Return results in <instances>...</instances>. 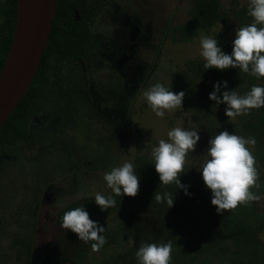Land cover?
Segmentation results:
<instances>
[{"label":"rangeland","instance_id":"obj_1","mask_svg":"<svg viewBox=\"0 0 264 264\" xmlns=\"http://www.w3.org/2000/svg\"><path fill=\"white\" fill-rule=\"evenodd\" d=\"M189 1L67 0L72 17L86 19L93 36L86 54L67 69L68 85L79 99L77 116L62 127V112L47 104L36 119L39 128L34 129L38 138L45 137L35 143L18 140L1 150L0 264H38L45 247L55 240L56 214L61 208L112 191L103 178L112 168L134 164L138 156L154 161L152 149L160 139L168 140L172 128L199 129L191 113L182 108L166 111L163 118L156 116L143 97L156 83L169 88L177 82L176 72L187 59L203 58L200 38L211 33L199 31L185 39L176 31L192 18ZM230 1L222 0L225 7ZM221 122L216 134L228 126ZM200 157L191 163L195 176L190 182L212 196L199 171L210 157L206 151ZM138 203L137 197L133 205L138 208ZM263 204L264 200L254 202L256 208ZM100 223L108 229L119 228V214L111 212ZM258 236L261 261L256 264H264V224ZM209 240L214 237L210 235ZM132 243L119 235L99 252L90 247L67 264H103ZM237 247V242H229L231 250ZM210 253L208 248L202 250L198 264H239L228 254Z\"/></svg>","mask_w":264,"mask_h":264},{"label":"trees","instance_id":"obj_2","mask_svg":"<svg viewBox=\"0 0 264 264\" xmlns=\"http://www.w3.org/2000/svg\"><path fill=\"white\" fill-rule=\"evenodd\" d=\"M189 2L192 18L178 26L176 31L185 39H191L199 31L211 33V38L217 39L222 51L228 54L232 52L236 28L253 22V18L248 15L249 0L244 3L232 0L228 7L224 6L222 0ZM55 5L51 32L38 71L28 91L0 129V151L3 147L13 146L18 140L35 143L45 137L40 134L38 138L34 129L39 128L36 119L47 104L62 112V127L73 123L77 116L79 99L77 92L68 85L67 69L84 55L90 40V29L84 19L72 18L67 0H55ZM16 7L17 0H0V69L11 43ZM219 25L222 29L216 30ZM232 25L234 30L229 35ZM205 63L200 57L187 59L184 67L176 72L177 82L169 87V90L177 93L185 92L181 108L191 113V118L200 125V140L195 151L187 154L185 173L180 176L181 183L188 186L191 195H185L182 189H176L175 184L162 185L155 170V161L138 156L133 165L140 177L139 194L135 197L114 196L116 206L105 211H101L95 203V196L68 203L56 214L55 222L59 230L55 240L43 250L38 264H67L70 259L81 257L91 247V241L84 243L70 229L61 227L64 213L77 207L88 211L90 218L98 221L99 225L102 217L116 211L120 227H105L101 235L105 236L107 243H111L119 235L133 241L128 250L107 258L103 264H138L135 253L142 244L168 241L172 242L173 247L170 264H198L199 254L207 248L212 255L227 257L228 254V259L239 264H256L261 261L258 230L264 224V204L256 208L252 202L248 206L240 205L234 211L220 215L211 204V195L191 185L190 180L195 176L191 163L203 159L200 155L207 151L209 139L217 135L223 121L228 126L222 130L245 138L255 137L256 145L252 154L256 158L261 187L252 190L259 194L264 191V107L252 109L250 114L238 116L230 124L225 115L227 105H216L215 101L209 99V93L214 90L213 86L218 81H227L228 87L221 86L217 95L222 97L223 91L233 90L243 96L253 85L264 87V77L256 78L238 68L223 71L216 68L205 69ZM165 192L173 194L174 205L170 208L166 201L158 203L155 200L156 194ZM101 195L107 197L114 194L110 191ZM137 197L138 208L133 205ZM210 235L214 237L213 241L209 240ZM230 241L237 242L235 251L229 248Z\"/></svg>","mask_w":264,"mask_h":264},{"label":"clouds","instance_id":"obj_3","mask_svg":"<svg viewBox=\"0 0 264 264\" xmlns=\"http://www.w3.org/2000/svg\"><path fill=\"white\" fill-rule=\"evenodd\" d=\"M248 15L253 18V22L236 28L231 54L222 51L217 39L201 36L200 55L206 61L205 69L216 68L223 71L238 68L256 78L264 77V0H249ZM221 86L227 88L228 82H216L214 90L209 93V99L215 101L216 105H227L225 115L228 120L234 121L238 116L250 114L252 109L264 107L262 86L253 85L243 96L233 90L223 91L222 97L217 95ZM143 97L156 116L163 118L166 111L171 113L183 107L185 92L177 93L162 83H156L143 92ZM167 137L168 140L160 139L158 146L152 149L155 170L162 185L175 184L176 189H182L185 195H191L188 186L181 183L180 176L185 173L187 154L195 151L200 140L198 129L174 127L167 132ZM255 145V137L245 138L227 130L209 139L206 155L210 159L203 162L199 171L205 186L211 191V204L215 206L217 214L223 215L240 205L248 206L252 202L264 200V194L252 190L261 187L256 158L252 154ZM103 178L114 195H95V203L101 211L116 206L114 196L135 197L139 194L140 177L131 162L112 168L110 172L104 173ZM155 200L158 203L166 201L168 208L174 205L172 193L156 194ZM61 227L70 229L84 243L91 241L93 252H99L107 243L105 236L101 235L105 227L92 220L83 207L65 212ZM172 251L171 241L161 244L144 243L135 256L138 264H170Z\"/></svg>","mask_w":264,"mask_h":264},{"label":"water","instance_id":"obj_4","mask_svg":"<svg viewBox=\"0 0 264 264\" xmlns=\"http://www.w3.org/2000/svg\"><path fill=\"white\" fill-rule=\"evenodd\" d=\"M55 9V0H17L12 39L0 69V129L38 71Z\"/></svg>","mask_w":264,"mask_h":264},{"label":"flooded vegetation","instance_id":"obj_5","mask_svg":"<svg viewBox=\"0 0 264 264\" xmlns=\"http://www.w3.org/2000/svg\"><path fill=\"white\" fill-rule=\"evenodd\" d=\"M73 18V17H72ZM74 20H83V19H75V18H73ZM85 21H86V23L88 24V26H89V23H88V21L86 20V19H84ZM89 29H90V27H89ZM92 33H91V29H90V40H89V42H88V44H87V49H86V51H85V53H84V55L86 54V52H87V50H88V47H89V45H90V43H91V41H92ZM83 55V56H84ZM82 56V57H83ZM82 57H80L77 61H79L80 59H82ZM77 61H75V62H77ZM1 152V151H0ZM8 158V157H7Z\"/></svg>","mask_w":264,"mask_h":264}]
</instances>
